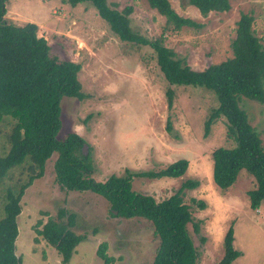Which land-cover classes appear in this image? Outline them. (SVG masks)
<instances>
[{
	"label": "rangeland",
	"instance_id": "obj_1",
	"mask_svg": "<svg viewBox=\"0 0 264 264\" xmlns=\"http://www.w3.org/2000/svg\"><path fill=\"white\" fill-rule=\"evenodd\" d=\"M172 9L188 18L193 26L163 33L165 18L146 0H109L118 11L130 8L131 29L146 39L163 33L164 45L191 69L201 71L232 56L231 42L242 14L252 17L251 30L264 48V0H230L225 12L202 15L187 0H168ZM4 19L14 25L34 23L49 54L58 60L80 63L78 80L82 100H61L62 140L76 133L86 145L94 171L91 177L105 181L111 175H131L132 190L157 202L172 195L185 180L197 181L184 190L193 222L187 225L199 257L196 264H214L223 254V238L233 228V247L241 255L231 264H264V201L257 210L249 207L247 192L255 187L253 177L241 171L227 190L212 181L211 153L231 147L223 117L215 120L204 136V123L218 104L215 94L204 87H172L174 98L168 105L164 80L147 46L122 42L89 3L71 6L66 0H8ZM239 107L260 135L264 149V104L240 97ZM14 121L4 116L0 122V156L9 148L7 134ZM54 153L43 174L25 188L17 216L15 253L20 264H62L56 250L38 231L49 218L64 211L62 221L72 215V231L84 237L68 264H103L96 249L107 244L111 264H151L158 246L152 224L142 218L114 217L108 202L90 191H64L55 181ZM186 159L188 166L177 178H153L168 164ZM24 167H15L0 182V218L3 217V189L27 181ZM193 199V201H192ZM204 204V208L198 205Z\"/></svg>",
	"mask_w": 264,
	"mask_h": 264
},
{
	"label": "trees",
	"instance_id": "obj_2",
	"mask_svg": "<svg viewBox=\"0 0 264 264\" xmlns=\"http://www.w3.org/2000/svg\"><path fill=\"white\" fill-rule=\"evenodd\" d=\"M0 0V122L4 116L14 121L7 134L9 148L0 156V182L15 167H24L27 181L18 179L14 187L3 189V217L0 218V264H20L15 253L18 235L17 216L20 214V198L34 179L43 174L46 161L55 153L53 163L55 181L64 191H90L102 196L109 204L111 216L142 218L153 226L158 246L151 264H196L199 253L188 232L193 222L189 206L183 202V191L198 185L197 181L185 180L168 198L157 202L153 197L132 190V177L111 175L105 181H96L89 155L82 151L84 141L76 133L62 140L57 135L61 128V100L64 97L82 100L84 94L78 80L80 63L58 60L49 54L46 40L38 36L34 23L14 25L4 19L5 4ZM71 6L89 3L109 25L111 32L122 42L147 46L164 80L168 105L172 104V87L193 85L204 87L215 94L218 104L212 108L204 123V136L211 124L223 117L226 136L233 142L231 147H218L211 153L213 162L212 181L221 191L236 181L241 171L253 177L255 187L247 192L249 207L257 210L264 201V149L259 133L249 124L246 113L239 107L240 97L264 104V48L251 30L252 17L242 14L237 22L231 42L232 56L226 60L196 71L164 45L163 33L177 31L193 22L179 16L168 0H146L150 8L165 18L163 33L146 39L130 26V8L118 11L109 0H66ZM230 0H187L200 14L225 12ZM188 166L186 159L168 164L158 172L141 173L148 177L177 178ZM193 201V199H192ZM194 202V201H193ZM201 209L204 204L198 205ZM64 211L57 218H49L38 234L53 247L62 264H68L75 247L84 237L70 229L72 215L67 223L62 221ZM107 244L102 242L96 249L103 264L114 259L106 253ZM241 255L233 247V228L230 225L223 238L222 257L214 264H231Z\"/></svg>",
	"mask_w": 264,
	"mask_h": 264
},
{
	"label": "water",
	"instance_id": "obj_3",
	"mask_svg": "<svg viewBox=\"0 0 264 264\" xmlns=\"http://www.w3.org/2000/svg\"><path fill=\"white\" fill-rule=\"evenodd\" d=\"M85 148H86V145L83 144V145H82V151H83L84 154H86V152H85Z\"/></svg>",
	"mask_w": 264,
	"mask_h": 264
}]
</instances>
